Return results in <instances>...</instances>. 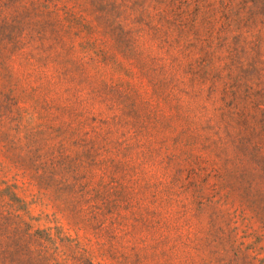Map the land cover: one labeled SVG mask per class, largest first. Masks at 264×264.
I'll use <instances>...</instances> for the list:
<instances>
[{"label":"rangeland","instance_id":"374dc122","mask_svg":"<svg viewBox=\"0 0 264 264\" xmlns=\"http://www.w3.org/2000/svg\"><path fill=\"white\" fill-rule=\"evenodd\" d=\"M0 264H264V0H0Z\"/></svg>","mask_w":264,"mask_h":264}]
</instances>
